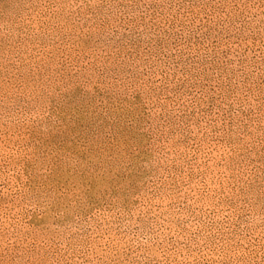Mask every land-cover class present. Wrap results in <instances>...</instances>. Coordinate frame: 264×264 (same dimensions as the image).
<instances>
[{
    "label": "rangeland",
    "instance_id": "1",
    "mask_svg": "<svg viewBox=\"0 0 264 264\" xmlns=\"http://www.w3.org/2000/svg\"><path fill=\"white\" fill-rule=\"evenodd\" d=\"M0 264H264V0H0Z\"/></svg>",
    "mask_w": 264,
    "mask_h": 264
}]
</instances>
